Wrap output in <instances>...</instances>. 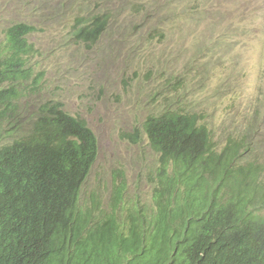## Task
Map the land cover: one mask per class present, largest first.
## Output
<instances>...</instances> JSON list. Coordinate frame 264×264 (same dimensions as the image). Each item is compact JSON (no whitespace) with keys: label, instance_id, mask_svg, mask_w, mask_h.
Instances as JSON below:
<instances>
[{"label":"trees","instance_id":"16d2710c","mask_svg":"<svg viewBox=\"0 0 264 264\" xmlns=\"http://www.w3.org/2000/svg\"><path fill=\"white\" fill-rule=\"evenodd\" d=\"M111 20L78 19L76 42L95 45ZM36 30L13 25L0 49V264H264V165L244 161L248 138L218 150L202 112L166 110L126 134L144 133L160 155L153 209L131 207L125 183L107 203L93 193L82 201L99 154L88 124L53 101L25 137L10 121Z\"/></svg>","mask_w":264,"mask_h":264},{"label":"rangeland","instance_id":"374dc122","mask_svg":"<svg viewBox=\"0 0 264 264\" xmlns=\"http://www.w3.org/2000/svg\"><path fill=\"white\" fill-rule=\"evenodd\" d=\"M100 14L112 17L106 35L76 42V21ZM19 23L37 29L29 66L41 79L21 102L24 125L56 101L97 135L82 201H109L125 182L130 206L153 209L159 155L124 135L166 108L202 112L219 150L248 138L264 162V0H1L0 47Z\"/></svg>","mask_w":264,"mask_h":264},{"label":"clouds","instance_id":"9594fccd","mask_svg":"<svg viewBox=\"0 0 264 264\" xmlns=\"http://www.w3.org/2000/svg\"><path fill=\"white\" fill-rule=\"evenodd\" d=\"M1 1V0H0ZM100 15H103V14H100ZM111 22H112V20L110 21V25L108 26V28H107V30H105V32L103 33V35L100 37V39L96 42V44L102 39V37H104L105 35H106V33L109 31V28H110V26H111ZM26 24V23H25ZM29 25V24H28ZM31 26V25H30ZM12 27V26H11ZM7 31V30H6ZM37 31V30H36ZM35 31V32H36ZM34 32V33H35ZM4 44H5V42H4ZM0 49H1V47H0ZM39 75H38V73H36L35 72V69H34V67H32V72H31V76H30V78L29 79H18V80H16L15 81V86H16V90H17V93H18V96H17V98H13L12 99V101H11V110H12V116H11V122L12 123H16L17 125H19L20 126V130H21V133H20V136H23V137H25L27 134H29L31 131H32V129H33V124H34V122L35 121H37L38 120V118H39V115H40V111H41V106H40V108H39V111H38V113H39V115H38V117L36 118V120L33 122V124L31 125V126H28V127H26L24 124V120H23V118L22 117H24L22 114H21V102H22V100H23V98H24V96L25 95H29V90H30V82H31V85L33 86L32 87V90H34V88L36 87V86H38L39 85V82H41V79L38 77ZM53 102H56V101H53ZM60 103V102H59ZM46 103H44L43 105H45ZM62 104V103H61ZM42 105V106H43ZM63 105V104H62ZM63 109H64V105H63ZM65 110V109H64ZM166 110H169L171 113H178V114H180V113H183V110H185V109H183V108H180L179 106H176L175 108H166V109H164V110H162V112H164V111H166ZM186 111H188V110H186ZM162 112H159V113H157V114H154V115H152V116H160V114L162 113ZM68 113V112H67ZM195 113V112H194ZM151 117V116H150ZM149 118V117H148ZM148 120V119H147ZM146 120V121H147ZM203 121V120H202ZM204 124V123H203ZM205 125V124H204ZM89 126V125H88ZM144 126V125H143ZM143 126L140 128V130L141 131H143ZM139 129V128H138ZM210 130V129H209ZM135 131V130H134ZM211 131V130H210ZM95 133V132H94ZM212 133V132H211ZM127 134H131V133H127ZM97 136V135H96ZM144 137H146L147 138V136L143 133H141V138H140V141H136V142H133L131 139H129L127 136H126V134L124 135V138L126 139V140H128V141H131V142H133V143H141L142 141H143V139H144ZM212 137H213V133H212ZM148 139V138H147ZM213 139H214V137H213ZM246 139V138H245ZM249 140V139H248ZM149 141V140H148ZM214 142L216 143V141H215V139H214ZM149 143H150V146L152 147V145H151V141H149ZM218 147V146H217ZM224 148V147H223ZM253 147H252V144H251V147H250V152L248 153V155H247V157H246V160H244V161H251V162H257V163H261V164H263L264 165V162L263 161H261V160H256V159H254V155H255V153H256V151L255 150H253L252 149ZM153 149V148H152ZM154 150V149H153ZM219 150V149H218ZM222 150V149H221ZM155 151V150H154ZM156 152V151H155ZM157 153V152H156ZM158 154V153H157ZM159 155V154H158ZM159 158H160V155H159ZM94 167V166H93ZM159 167V166H158ZM93 169V168H92ZM92 171V170H91ZM91 174V173H90ZM90 176V175H89ZM87 183V182H86ZM86 183H85V185H86ZM118 184H121V183H125V182H117ZM85 185L83 186V189H82V191L84 190V187H85ZM154 190V189H153ZM113 195V194H112ZM84 197V196H83ZM111 198H112V196H111ZM111 198H110V200H111ZM103 200H104V202L105 203H107V200H105L104 198H103ZM124 200H126L125 198H124ZM106 205V204H105ZM131 207H133V208H140V207H138V206H131ZM127 213L125 212V211H123L122 213H121V215H126ZM204 223H205V221H204ZM206 224V223H205Z\"/></svg>","mask_w":264,"mask_h":264}]
</instances>
